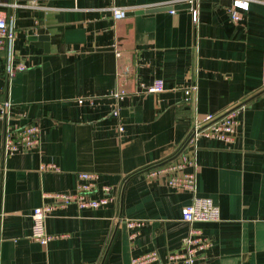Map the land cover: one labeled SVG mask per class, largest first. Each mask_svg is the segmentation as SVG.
Listing matches in <instances>:
<instances>
[{
  "label": "crops",
  "instance_id": "obj_1",
  "mask_svg": "<svg viewBox=\"0 0 264 264\" xmlns=\"http://www.w3.org/2000/svg\"><path fill=\"white\" fill-rule=\"evenodd\" d=\"M14 2L12 51L22 70L9 86L11 124L37 125L39 145L5 160L0 145V264H128L151 251L164 263L191 230L211 240L197 264H264V4L251 1L233 24L229 0H199L194 25L188 9L130 14L179 0ZM113 10L125 14L114 20ZM7 13L0 5V17ZM156 79L163 91L144 94ZM115 85L129 92L118 119L108 97ZM190 86L193 101L183 95ZM229 108H237L232 143H195L193 192L150 176L175 160L194 119ZM42 163L59 172H40ZM83 172L110 186L114 201L55 208L44 222L50 241L29 239L43 195L72 192ZM193 196L211 199L218 221L182 222ZM124 220L141 223L132 244Z\"/></svg>",
  "mask_w": 264,
  "mask_h": 264
},
{
  "label": "built area",
  "instance_id": "obj_2",
  "mask_svg": "<svg viewBox=\"0 0 264 264\" xmlns=\"http://www.w3.org/2000/svg\"><path fill=\"white\" fill-rule=\"evenodd\" d=\"M229 1L226 12L229 21L233 24L240 21L241 14L248 10V5L251 1L264 4V0ZM179 2L188 5L190 21L195 25L199 0H179ZM0 5L8 9V13L0 17V81L2 82L0 86V145L2 160H5L18 152L37 149L39 145V128L34 124L22 127H14L11 124L12 105L9 99V86L15 72L22 70L20 64H15V56L12 51L16 32L13 11L17 5L14 0L11 2L3 1ZM169 13H173V10ZM124 14L121 10H113L112 18L119 20ZM113 53L116 58L120 57V53L115 46L113 47ZM123 72L119 71L116 74L117 80L126 78V74ZM162 91L163 84L159 79L153 80L150 84L143 87L144 94L156 95ZM194 94V86L183 90V95L187 101H193ZM128 95L129 92L118 85H115L108 93V97L114 101L110 115L115 119H118V103L123 101ZM86 100L91 104V98ZM82 101V99H78L77 104L80 105ZM237 126V108H229L221 113L208 114L201 119H194L175 160L154 167L150 171V176H165L166 186L176 192H193V149L196 141L203 137L230 144L233 141ZM116 130L121 133L122 127L118 124ZM4 171L5 168L2 165L0 174L3 175ZM39 171L59 172L58 167L52 163L40 164ZM96 181L97 175L94 173H77L72 192L44 194L43 197L49 199V201L32 210L30 214L31 228L29 239L42 246L50 241L51 237L44 230V222L55 208L72 204L77 209H97L113 202L114 197L111 187L107 185L97 186ZM97 192L99 197H92ZM179 215L180 220L188 224L216 222L219 219L218 208L213 204L212 200L198 196H193L187 205L182 206L179 210ZM140 224L139 221L124 220L125 227L131 231L127 237L129 243L132 244L136 235L134 229L138 228ZM210 246V239L202 237L198 232L191 230L188 236L181 240L180 249L168 253L164 263H161L156 252L151 251L140 256L131 257L128 264H197L199 254L207 251Z\"/></svg>",
  "mask_w": 264,
  "mask_h": 264
},
{
  "label": "water",
  "instance_id": "obj_3",
  "mask_svg": "<svg viewBox=\"0 0 264 264\" xmlns=\"http://www.w3.org/2000/svg\"><path fill=\"white\" fill-rule=\"evenodd\" d=\"M176 9H188V5L187 4H181V5H175V6L151 8V9L136 11V12L130 13V14L138 15V14H149V13H156V12H170V11L176 10ZM40 38H41V40L46 41L45 37H40ZM45 48H46V44H45Z\"/></svg>",
  "mask_w": 264,
  "mask_h": 264
}]
</instances>
